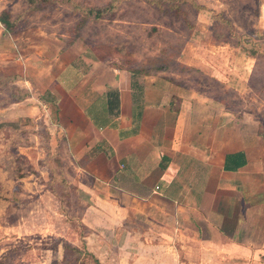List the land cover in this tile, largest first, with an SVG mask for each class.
Segmentation results:
<instances>
[{
  "label": "crops",
  "instance_id": "0c3cea01",
  "mask_svg": "<svg viewBox=\"0 0 264 264\" xmlns=\"http://www.w3.org/2000/svg\"><path fill=\"white\" fill-rule=\"evenodd\" d=\"M178 62L131 70L70 46L41 70L85 229L46 246L50 258L64 263L71 247L100 264H264L260 121L228 93L195 91L193 63Z\"/></svg>",
  "mask_w": 264,
  "mask_h": 264
},
{
  "label": "rangeland",
  "instance_id": "374dc122",
  "mask_svg": "<svg viewBox=\"0 0 264 264\" xmlns=\"http://www.w3.org/2000/svg\"><path fill=\"white\" fill-rule=\"evenodd\" d=\"M150 1L158 4L38 0L31 5L27 0H0V13L8 10L17 27L15 34L6 35L0 25V71L23 74L34 96L10 106L11 95L22 94L28 83L22 79L7 89L0 80V189L6 195L14 189L17 199L0 215V264H95L70 251L61 263V253L52 259L45 248L55 247L66 232L70 238L71 233L85 234L79 219L66 215L69 227L58 214V204L63 213L64 209L56 195L53 199L59 188L52 182L61 175L67 153L57 137L55 108L49 110L39 101L36 87L41 70L48 69L64 48L72 46L78 52L97 48L101 58L122 67L145 66L152 71L170 66L178 72V61L191 62L189 85L195 91L210 96L228 93L224 100L246 113L242 119L264 122V0ZM107 5L111 19L96 21L82 11ZM63 172L68 174L66 165ZM20 176L26 177L17 180ZM10 179H15L13 187ZM5 197H0V204ZM69 199L71 210L79 215L77 196Z\"/></svg>",
  "mask_w": 264,
  "mask_h": 264
},
{
  "label": "trees",
  "instance_id": "16d2710c",
  "mask_svg": "<svg viewBox=\"0 0 264 264\" xmlns=\"http://www.w3.org/2000/svg\"><path fill=\"white\" fill-rule=\"evenodd\" d=\"M37 1L38 0H27V2L29 4H31V5L34 4ZM43 1H46V0H43ZM147 1L150 4L156 3V1H150V0H147ZM156 4H158V3H156ZM109 6H111V5H107L104 8H85V9H82V11H84L87 14L88 17H92L96 21H99V20H102V19H111L110 17L107 16V10L109 9ZM199 8H202V6H200ZM0 25L3 26L5 34L7 33L6 35L15 34L16 31H17L16 20H12L11 14L9 13L8 10H3L0 13ZM93 49H90V51H88L93 57H95L96 59L97 58L98 59H105V58H101L100 57V52H102V51L97 50V48H93ZM129 69L135 70V68H133V67H129ZM159 69H163V68H159ZM21 78L22 77L20 75H17V74H10L9 75V74L5 73L4 71H0V80H3L4 84L8 85L7 89H9L10 83L15 85V86H18L15 83L18 80H21ZM7 81H11V82H9V84H8ZM21 90H23L22 94L17 95V94L14 93V94L11 95L10 104H9L10 106L12 104H14V103L22 102L24 99H26V98H28L30 96V94H31L30 92H28V91H26L25 89H22V88H21ZM260 134L264 138V122L263 121H260ZM14 146H15V144H14ZM24 177H26V176H24ZM24 177L20 176V178H18L17 180L23 179ZM14 180L15 179H12V180L10 179V181H9V184H10L11 187H13V185H14ZM52 183L55 184L57 188H59L58 194H57V192H55L56 193L55 194L54 191H53V193H54V195H56L61 200L62 206H63V209H64V213L72 220H74L76 218H79L81 213L79 215H76V214L73 213V211L71 210L72 202L69 199V196H71L73 194L75 196H77V204L82 209V203L78 200L79 195H78L75 187L73 185H71L64 178L62 173H61V175L55 176L54 177V181ZM15 192L16 191L11 188V190H9L7 192V195H6V193L0 189V197L4 196V195L6 196L5 200H4L6 202H3L2 204H0V215H3L2 213L5 212V209H6L7 206H11V205L13 206V203H10V201L13 200L14 202H16L17 199H16V196H15ZM9 197H11L10 200H9ZM63 204H65L66 206L63 205ZM66 251H70L71 253H73L77 257H82L81 254L83 253L82 250L71 248V247H66ZM66 262H69V261L66 259ZM93 262L95 264H100L96 260L95 261L93 260Z\"/></svg>",
  "mask_w": 264,
  "mask_h": 264
}]
</instances>
